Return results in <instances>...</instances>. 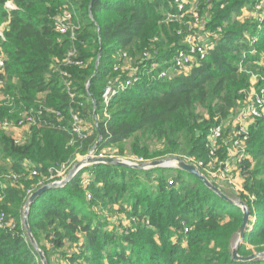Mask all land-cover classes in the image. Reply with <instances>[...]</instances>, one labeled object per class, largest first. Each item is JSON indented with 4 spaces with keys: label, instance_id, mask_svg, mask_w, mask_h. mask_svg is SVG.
Segmentation results:
<instances>
[{
    "label": "trees",
    "instance_id": "1",
    "mask_svg": "<svg viewBox=\"0 0 264 264\" xmlns=\"http://www.w3.org/2000/svg\"><path fill=\"white\" fill-rule=\"evenodd\" d=\"M7 1L0 0V24L8 20L2 42L3 91L13 99L0 101V122L16 120L23 107L40 105L59 110L62 116L58 120L53 114L30 126L22 143H15L0 127V150L15 177L13 184L0 179V212L6 215L0 222L5 224L0 228V264H42L26 234L21 210L27 191L37 189L50 169L71 166L76 153L85 154L100 136L99 151L129 141L131 151L143 159L180 157L202 168L198 163H207L210 129L235 108L239 92L250 87V75L264 72L260 64L264 22L258 28L253 19L238 20L254 0H187L184 10L193 3L207 32L221 31L211 37L207 55L189 71L176 70L163 79L157 74L171 65L175 50L184 47L186 33V27L177 33L183 23L176 18L167 20L168 14L178 12L174 0H12L11 9L5 7ZM68 2L80 18L81 29L73 38L56 30V17L69 8ZM247 34L257 40L250 44ZM72 49L70 58L82 65L61 69L82 96V116L91 121L93 96L98 118L84 139L71 133L69 108L75 104L52 62L64 59ZM157 49L162 50L158 55ZM118 50L126 52L131 67L143 74L133 86L111 96L109 116L104 117L103 89L109 80L117 83L127 76L113 70L121 62ZM153 63L162 64L156 69ZM248 129L243 154L252 159H242L237 171L244 190L253 197L245 200L250 219L237 250L240 257L264 252V115ZM89 166L64 186L41 193L28 210V225L47 264H264V257H232L242 209L198 178L167 167L142 171L113 164ZM33 168L37 174L31 177ZM86 168L95 178L84 184ZM211 182L223 191L219 181ZM128 189L132 206L125 211L134 218L136 229L126 235L109 233L96 220L93 207L110 200L122 205Z\"/></svg>",
    "mask_w": 264,
    "mask_h": 264
},
{
    "label": "built area",
    "instance_id": "2",
    "mask_svg": "<svg viewBox=\"0 0 264 264\" xmlns=\"http://www.w3.org/2000/svg\"><path fill=\"white\" fill-rule=\"evenodd\" d=\"M12 2V0H9L5 3V7L8 9L14 8V6L8 5V3ZM174 3L177 5L178 12L176 15L168 14L167 20H170L171 17L176 18L177 20H182L185 18V16L189 17V22H196L200 21V16L198 13V10L193 6V3L190 7L184 10L185 4L188 3L187 0H174ZM68 7L65 8L61 13V22L57 20L56 18V30L60 33H70V37L73 38V35L75 34V31H77L80 28V18L77 12L74 10L73 5L68 2ZM251 10L252 15L255 17L257 22V27L260 28L262 22H264V1L263 0H254L251 7L248 8ZM192 25V26H190ZM196 27V24L189 23L188 30L185 33V37L183 38L182 43L184 44V47H179L175 50L171 65L167 67L166 69H163L162 71L158 72L157 77L159 79L166 78L168 76L173 75L174 71L176 70H184L189 71L190 68L193 66V64L197 63L199 59L204 58L207 55V51L213 46V42L211 41V37H215L216 33L221 31L220 28L217 29V32L210 33L206 32L208 34H204V36L200 38L195 37V31L193 30ZM193 28V29H192ZM178 34L182 33V30L179 29L177 31ZM209 35V36H205ZM246 39L250 42V44H253L257 37L255 35H246ZM5 41V35L2 29H0V86L3 85V75L5 73V62H6V55L2 52V42ZM75 49L70 50L66 57L60 62H57L55 64L54 70H59L60 77H62V83L64 85V89L67 92L71 103L75 104L74 106H70L69 112H70V130L71 133L78 136L79 138H86L89 134H91L94 130V128L98 125V118L95 113V104H93V115L91 121L88 123L87 118L83 117L81 114V108L84 106V101L82 99L81 95H78L72 86V82L69 79L70 75L67 71L64 69H61V65H68V64H74V65H82L81 60H72L70 57L74 55ZM251 53H254L251 51ZM120 63H117L113 66L114 71H121L124 72V67L122 66L123 60L128 62L127 59H121ZM58 61V59H57ZM129 63V62H128ZM261 65H264L263 62H260ZM130 65V63H129ZM131 69L128 71L126 70L127 76L125 79H123L120 82L109 80L107 82V85L102 91V101L104 103V111L103 115L104 117H108L107 112V105L110 101L111 96H113L117 91L124 90L127 88H130L135 83H137L140 80V75L143 74L141 70H138L136 67H131ZM88 84H86V87ZM87 95H90L89 92ZM7 101L9 103L12 102V97L7 96ZM91 98V97H90ZM93 103V102H92ZM264 112V89L257 90L256 92H253V95L250 97L248 104L244 105L242 108V114L243 118H248L249 122H253L256 118L260 117L262 113ZM55 115V117L60 120L62 113L59 110H54L50 107H45L40 105L39 107H23L20 110L19 116L16 120H8L5 119L0 122V127L3 129H8L12 126H19L22 128L29 129L30 126L39 124L42 122H46V117L50 115ZM86 124V126L84 125ZM89 124V125H87ZM25 129V130H26ZM211 133L208 137V145H210V151L209 153L213 154V144L215 142V139L218 137L220 130L218 127L213 126L211 129ZM15 143H22L24 141V137L20 138L19 136H12ZM242 141V143H245V140L247 139V134L240 133V137L238 138ZM101 140V136L98 138L96 142L99 143ZM103 150L99 151L97 150V146L95 144L85 153V154H79L76 153V156L80 157L81 159L85 158L86 156H95L98 158L105 157V155L102 153ZM244 153V150H242V154ZM78 159V158H77ZM241 158L239 157L237 160V166L241 162ZM127 162V161H126ZM186 162V161H185ZM202 162L199 161V165L202 168H199L197 165L196 167L198 169H205L207 167L208 161ZM131 163V162H129ZM188 163V162H187ZM170 167L178 169L174 165H170ZM168 167V168H170ZM55 171L54 167L50 169V173H53ZM31 173L36 175L37 171L36 169H32ZM56 173V171H55ZM203 173V172H202ZM204 174V173H203ZM212 177H216V181H219L220 177L223 176V172L217 173V172H210ZM15 178V177H14ZM55 180L53 182H60L61 178L59 175V172L53 177ZM59 178V179H58ZM211 181V179H208ZM52 182V181H50ZM170 183L172 181L170 180ZM1 215H4L3 212H1ZM0 221H3L2 216L0 218Z\"/></svg>",
    "mask_w": 264,
    "mask_h": 264
},
{
    "label": "rangeland",
    "instance_id": "3",
    "mask_svg": "<svg viewBox=\"0 0 264 264\" xmlns=\"http://www.w3.org/2000/svg\"><path fill=\"white\" fill-rule=\"evenodd\" d=\"M264 1V0H263ZM10 6H15L13 1L8 3ZM248 7L251 6H246L245 9L243 10V13L241 14L242 17H239L238 20L240 22H244L245 20H249L248 18L253 19L256 21L255 17L252 15L251 10L248 9ZM59 22H61V13L56 17ZM8 19V18H7ZM189 20V19H188ZM188 20L183 21L180 20V23H183L179 29H182L184 31L183 27H186V32L188 30L189 23L196 24V27L193 29L195 31V37L198 39L206 33L205 29V21L201 19L200 21L196 22H189ZM7 21L5 20L0 24V29L5 30L7 27ZM179 21V20H178ZM192 26V25H190ZM79 28L78 30H80ZM205 29V30H204ZM202 30H204L202 32ZM209 36V35H205ZM162 50L157 49V51H154L155 54H159ZM254 52V49L251 50ZM2 52L4 53V50L2 49ZM264 54V51H262ZM5 54V53H4ZM116 56L121 59H127L128 62L131 61L129 55H127L126 52L122 50H118L116 52ZM145 56H148V53L145 54ZM53 63L60 62V60L57 58H52ZM91 62V59H90ZM123 60L122 66L124 67V72L126 73V70H130L131 64ZM261 62L264 63V55L261 59ZM131 63V62H130ZM162 63H153L152 67L153 68H158L159 65ZM67 65V64H66ZM79 66L80 65H76ZM263 66V65H262ZM135 67V66H134ZM156 68V69H157ZM250 87L247 90H241L239 93H241V97L237 100V105L235 108L231 109L230 114L228 115L227 118L220 120L217 124H215L216 127L219 128L220 133L218 137L215 139V142L213 144V154L209 153V155L206 156L204 161H208L207 167L205 169H202L201 172L204 173V175L208 178L214 180L216 177H212L210 172H223V176L218 178L220 179L218 184L222 186L223 191L230 197L233 201L235 202H245L246 198L249 200L252 199L253 195L250 192H247L243 188V178L239 175L237 171V160L240 157L241 160L246 158L252 159L250 155H244L242 154V150H244L247 146V141L242 143L241 140L238 138L240 137V133H249L248 126H250L251 122L248 121V118H243L242 114V108L244 105L248 104L250 97L253 95V92H256L257 90L264 89V72H258V70L250 75ZM72 82V81H71ZM4 84V83H3ZM73 84V83H72ZM245 93V95L243 94ZM7 95H5V92L3 91V85L0 86V101L2 102H7ZM264 115V112L262 113ZM204 116L207 115L204 113ZM214 120H217L214 118ZM256 120V119H255ZM254 120V121H255ZM90 121L88 120V123ZM86 126V124H84ZM89 125V124H87ZM5 131L10 134L11 136H19L20 138L26 137L27 131L19 126H12L9 127L8 129H5ZM211 133V130H210ZM25 140V139H24ZM72 141L69 142V145H72ZM102 153L105 155V157H111V158H116L122 161H127L131 162L133 164H140L144 163L150 160H157V159H164V158H169V157H158L154 159H143L141 158L140 155L134 153L130 149L129 141H125L121 145H114V146H108L105 147L102 151ZM80 154V153H79ZM78 158V159H77ZM75 162L70 166V165H64L62 164L61 166H55L54 169L56 173H50L49 176L42 177V179L39 180V187L49 183L50 181L53 182L55 180L53 177L59 172L61 180L69 174V172L72 170L73 166L81 160L80 157L75 156ZM8 158L6 155L0 150V179L4 180L10 184L14 183V175L10 171H8ZM89 166V165H88ZM253 166V163H252ZM91 167V166H89ZM87 167V168H89ZM85 168V167H84ZM86 168V169H87ZM133 168V167H131ZM158 167H148L142 171H147V170H152L156 169ZM175 170V168H172ZM82 170V169H81ZM89 169L85 170V173L82 175L83 176V183L86 184L88 181H91L92 178H95L94 175H88ZM88 172V173H87ZM183 174L188 177H193L192 174L182 170ZM161 173L168 174L169 177L173 176L174 174L168 172L167 170L164 171L162 170ZM31 177L34 176V174L31 173ZM167 176V175H166ZM59 179V178H58ZM167 183H170V178H167ZM38 188V187H37ZM178 187L175 186V189ZM119 188H117L118 190ZM36 190V189H35ZM34 189L32 191H27L25 199L27 200L28 196L35 191ZM152 191V189H148V192ZM157 191H155L156 193ZM154 193V194H155ZM117 194V193H116ZM130 190L128 189L125 193V196L123 197L122 205L114 203V201H107L104 205H96L93 207L94 214L96 216V220L102 223L103 228H105L109 233L112 234H129L130 232L134 231L136 229V223L134 222V218L130 217L128 213L125 211L130 208L131 201H130ZM25 200V202H26ZM1 201V197H0ZM24 207L25 203L23 204L22 210H21V220L23 222V215H24ZM241 207V206H240ZM2 216V219L6 218V215H1L0 212V218ZM1 220V219H0ZM2 222V221H0ZM5 225V224H4ZM4 225L0 224V228H2ZM9 225V224H8ZM237 236L235 237V240L233 242V246L236 242ZM54 260V259H53ZM55 261V260H54ZM53 261V262H54ZM65 264V263H63Z\"/></svg>",
    "mask_w": 264,
    "mask_h": 264
},
{
    "label": "water",
    "instance_id": "4",
    "mask_svg": "<svg viewBox=\"0 0 264 264\" xmlns=\"http://www.w3.org/2000/svg\"><path fill=\"white\" fill-rule=\"evenodd\" d=\"M93 1V0H92ZM91 1V3H92ZM101 46L98 51L97 59H96V67L100 58L101 54ZM97 68H95L96 70ZM93 104H95V100L93 96H91ZM98 145V142L95 143V146ZM91 164H113V165H120V166H126V167H133L136 169H146L148 167H170V165L176 166L178 169L184 170L190 174H192L194 177L198 178L205 184L209 189H211L215 194H217L219 197L223 198L224 200L233 203L235 205L241 206L243 217H242V223L240 224L238 231H237V239L234 244V247L232 248V257L234 259H239V260H251L257 257H264V252L262 253H253L247 257H240L237 253L238 247L243 241L245 230L248 226L249 219H250V214H249V209L247 207V204L245 202H235L233 201L228 195L223 192L219 187H217L215 184H213L208 178L194 165L191 163L185 162L182 158L180 157H169V158H164V159H155V160H150L144 163L140 164H133L129 163L126 161H122L116 158H111V157H95V156H86L85 158L79 160L72 168V170L69 172L68 175H66L60 182H49L46 183L40 187H38L35 191H33L27 198L25 202V207H24V215H23V223L25 225V230L26 234L29 237L32 245L35 247V250L37 251L39 258L42 262V264H47L45 257L37 247L36 241L31 233V229L28 225L27 221V213L28 210L31 206V204L35 201V199L44 191L51 189V188H56V187H62L64 186L74 175H76L81 169L84 167L91 165Z\"/></svg>",
    "mask_w": 264,
    "mask_h": 264
},
{
    "label": "crops",
    "instance_id": "5",
    "mask_svg": "<svg viewBox=\"0 0 264 264\" xmlns=\"http://www.w3.org/2000/svg\"><path fill=\"white\" fill-rule=\"evenodd\" d=\"M6 24H8V21H7V23ZM24 129H26V128H24ZM26 131H27V129H26Z\"/></svg>",
    "mask_w": 264,
    "mask_h": 264
}]
</instances>
